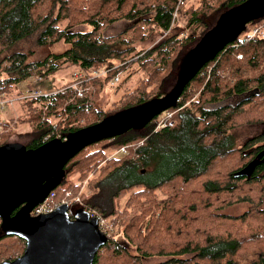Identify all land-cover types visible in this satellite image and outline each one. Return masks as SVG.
I'll list each match as a JSON object with an SVG mask.
<instances>
[{"label": "trees", "instance_id": "16d2710c", "mask_svg": "<svg viewBox=\"0 0 264 264\" xmlns=\"http://www.w3.org/2000/svg\"><path fill=\"white\" fill-rule=\"evenodd\" d=\"M246 1L199 0L194 7L178 6V0H0V56L35 33L38 46L60 41L69 46L40 61L28 62L32 52L0 58V93L10 94L36 75L44 80L65 66L78 68L82 77L75 81L94 90L81 100L66 90L24 102L29 113L23 121L34 123L26 146L41 145L46 134L63 139L107 115L164 96L192 49L225 13ZM175 13L186 19L182 32H172ZM263 20L250 22L245 31ZM118 21L130 25L104 37ZM76 27L88 31L73 32ZM167 32L155 47L137 50L136 44ZM132 64L143 78L120 107L105 111L95 106L106 83ZM102 67L111 70L102 80L91 78L90 72ZM232 98L241 99L207 108ZM167 113L171 116L161 114V128L157 115L142 127L84 148L65 165L62 190L53 189L60 198L88 178L83 209L114 222L117 230L93 264H264V209H258L264 198V154L258 156L264 151V130L241 144L236 131L264 124V39L228 43ZM48 117L55 126L46 122ZM10 133L2 135V143L10 141ZM120 147L126 153L110 155ZM252 162L254 169L244 174ZM236 202H246L247 209L237 215L218 213ZM119 233L134 252L117 240ZM24 248V240L7 232L0 219V262ZM151 257L165 259L144 263Z\"/></svg>", "mask_w": 264, "mask_h": 264}, {"label": "water", "instance_id": "95a60500", "mask_svg": "<svg viewBox=\"0 0 264 264\" xmlns=\"http://www.w3.org/2000/svg\"><path fill=\"white\" fill-rule=\"evenodd\" d=\"M264 17V0H247L225 13L216 26L192 49L172 90L139 106L117 111L62 138L37 147L18 141L0 145V219L7 232L22 238L23 252L0 264H93L108 238L98 230L97 219L76 208L73 217L61 204L51 212L32 216L31 209L55 189L65 165L84 148L142 127L155 116L176 107L188 84L247 25ZM264 151L258 156H262ZM264 160V159H263ZM251 165V166H250ZM244 170L250 174L253 162Z\"/></svg>", "mask_w": 264, "mask_h": 264}, {"label": "rangeland", "instance_id": "374dc122", "mask_svg": "<svg viewBox=\"0 0 264 264\" xmlns=\"http://www.w3.org/2000/svg\"><path fill=\"white\" fill-rule=\"evenodd\" d=\"M199 0H186L184 3V6L192 5L194 7L198 6ZM186 24L185 17H181L180 15L176 16L174 19V22L172 24V32H174V29H176V32H182ZM129 23L125 21H118L108 27L104 32V37L113 36L115 34H118L119 32L123 31L125 28L129 27ZM66 28V22H62L60 24V29ZM87 27H76L72 29L73 32H83L88 31ZM171 32V33H172ZM175 32V33H176ZM170 34V33H168ZM168 34H162V33H155L151 37H149L146 41L140 42L136 44L137 50H149L153 47H155L156 44H158L161 40H163L164 37ZM38 34L35 33L34 35L21 40L10 47L6 48L0 58H3L5 56H8L13 53H26V52H32V55L28 58V62L30 61H40L46 58L49 55L52 54H59L63 53L65 50L69 48L67 44H64L63 41H60L53 45H47V46H38L36 44ZM5 65V64H4ZM3 65V66H4ZM93 71L90 72L91 75ZM77 73H80V70L78 68H75L73 66H65L60 71L55 73L54 75L49 76L48 78L44 79L41 84H34L33 87L37 88L39 90H42L44 93L49 94L53 92V83L54 85H61L64 86L65 83L73 81L75 78L74 75ZM119 81L117 83L113 82V79L108 81L102 90V92L99 95V99L96 101V105L98 108L104 109L105 111H112L117 107H120V105L126 100L127 95L132 92L140 83V80L143 78L142 72L139 71L137 64H132L130 67H128L125 71L120 73L118 76ZM101 79V78H97ZM30 80V79H27ZM102 80V79H101ZM177 80V75L174 74L168 84L166 85L164 93H168L170 91L175 82ZM113 82L114 84L111 85L110 83ZM27 82H22L18 84L14 89L13 92L9 95H13L11 97L16 98L17 93L21 90V88L26 85ZM24 89V88H22ZM241 98H232L229 100H226L222 102L221 104L217 105H208L207 108H216L220 106H227V105H235L240 101ZM29 113V110L27 107L24 106V103L16 102L12 106H8L3 110H0V122L7 123V124H13V131L10 133L9 140H20L23 144L26 145V138L28 133L32 130V127L34 126V123L31 121H23L26 117V115ZM160 121L163 118V115L159 117ZM170 122L167 120V123ZM168 125H170L168 123ZM264 130V124H253V125H245L242 127H239L236 129L240 133V139L239 143H243L246 139H248L251 136L257 135L259 132ZM18 135H15V134ZM27 133V134H26ZM18 141V142H20ZM113 156H120V152H117V150H113L110 152V155ZM124 154V153H123ZM58 191L62 190V185L57 187ZM260 204H264V198L262 199V202ZM248 207V204L246 202H236L232 205L227 206L226 208L221 209L218 211V213H223L227 215H237L245 211ZM115 230L116 226H115ZM120 235H117V240L121 242L130 252H134V248L131 247L126 243L121 233ZM188 256V255H187ZM165 258L163 257H151L149 259H145L144 263H156L163 261Z\"/></svg>", "mask_w": 264, "mask_h": 264}, {"label": "built area", "instance_id": "2783aa9c", "mask_svg": "<svg viewBox=\"0 0 264 264\" xmlns=\"http://www.w3.org/2000/svg\"><path fill=\"white\" fill-rule=\"evenodd\" d=\"M186 0H178V6L185 3ZM174 17L176 18V13L174 14ZM165 34H168L165 33ZM264 39V20L259 22L258 24L254 26H250L247 31H244L237 39H239L242 42H246L251 39ZM238 59H241L242 56H238ZM111 69L108 67H102L98 70H95L92 72L91 78H103ZM76 79H79L82 77V74L77 73L74 75ZM118 76V75H117ZM113 78V82L117 83L119 81L118 77ZM30 80H26L27 85L24 89L25 91H19L17 93V97H11L13 95H9L6 93H0V110L5 109L8 106H12L16 102L24 103L31 99H38V98H44V97H52L58 93H62L66 90H72L74 92V95L77 99H86L90 93H93V88L91 86H83V82H76L74 79L73 84L70 86L65 87L61 85H54L53 83V92L46 94L42 90H39L37 88H34V84H41L43 82V78L40 76H33L29 78ZM111 82L110 84L113 85L114 83ZM164 115H167L168 117L171 115H168L167 111L163 112ZM163 115V116H164ZM170 121V120H169ZM46 122L49 123L51 126H55L56 123L51 118H46ZM170 125L173 124V121L168 122ZM165 125L164 122H160L158 124L157 128H161ZM13 124H7V123H0V145L2 144V135L5 133H8L12 130ZM52 138L51 134H46L42 137V142H46ZM59 138V137H57ZM117 152L126 153L125 147H120L117 149ZM113 155V154H112ZM111 155V156H112ZM88 179V178H87ZM85 179L83 181H76L74 183L75 189L67 190L63 196L60 198L56 197L55 192L52 190L48 193V195L38 204H36L30 211V214L32 216H37L40 214H46L51 212L54 208L61 204H65L68 207V214L72 218L73 217V211L76 208H83V199L86 198L90 194V190L88 188V180ZM87 211V210H86ZM90 217H95L97 219V227L98 230L103 233L105 236L110 237L115 233V224L114 222L109 218H103L99 217L96 214H94L91 211H88Z\"/></svg>", "mask_w": 264, "mask_h": 264}, {"label": "flooded vegetation", "instance_id": "af4514ba", "mask_svg": "<svg viewBox=\"0 0 264 264\" xmlns=\"http://www.w3.org/2000/svg\"><path fill=\"white\" fill-rule=\"evenodd\" d=\"M83 209V208H82ZM258 209H260V210H262V209H264V204H259L258 205ZM85 210V209H84ZM88 212V211H87Z\"/></svg>", "mask_w": 264, "mask_h": 264}, {"label": "crops", "instance_id": "0c3cea01", "mask_svg": "<svg viewBox=\"0 0 264 264\" xmlns=\"http://www.w3.org/2000/svg\"><path fill=\"white\" fill-rule=\"evenodd\" d=\"M26 82V81H25ZM26 85H27V83H26ZM26 85H24L22 88H25V86ZM22 88H21V90H22ZM20 91V90H19ZM13 131V128H12V130L10 131V132H12ZM27 134V133H26ZM15 135H18L17 133L15 134ZM12 141H15V140H12ZM16 141H20V140H16ZM21 142V141H20Z\"/></svg>", "mask_w": 264, "mask_h": 264}]
</instances>
